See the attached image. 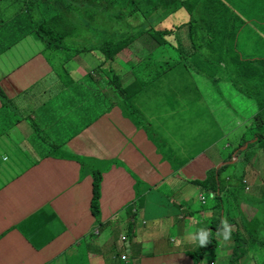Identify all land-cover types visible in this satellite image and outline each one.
<instances>
[{
  "label": "crops",
  "instance_id": "0c3cea01",
  "mask_svg": "<svg viewBox=\"0 0 264 264\" xmlns=\"http://www.w3.org/2000/svg\"><path fill=\"white\" fill-rule=\"evenodd\" d=\"M113 2L116 0H109L105 9H110ZM94 14L79 16L73 23L68 16L60 25L61 32L83 25L100 37L101 30H93L99 25L100 14ZM4 25L5 21L0 20V87L11 101L7 109L2 108L0 101V264H159L166 252L178 255L180 260L184 256L187 264H193V259L189 262L188 258L199 245L195 248L190 232L212 230L216 208L208 195L215 198L216 194L211 193L214 188L207 175L221 167L224 156L218 154V145L203 151V144L193 138V131L177 123L194 155L182 159V149L157 144L156 135L146 131L141 118L156 110V94L172 95L165 89H151L154 86L168 83L183 94H192L196 79L190 66L204 65L206 58L184 50L183 54L178 47L172 55L178 62L177 72L146 79L143 86L133 82L138 89L128 97L132 112L112 103L113 97L107 94L104 96L111 107L95 113L91 120L87 110L78 105L72 118L58 121L72 110L79 97L84 102V96L65 93L60 108L50 115L47 112L52 98L36 106L38 97H32L31 90L40 80L55 76L52 63L45 57V46L36 35L12 45L4 36ZM144 46L148 45L143 43L140 48ZM100 51L85 48L83 53L71 55L61 50L62 59H51L57 65L63 64L62 70L83 84L88 73L97 70L92 59L102 55ZM136 54L132 53L134 67L120 60L129 67L132 77L135 71H152L155 66L139 64ZM93 76L98 82L97 75ZM67 88L69 92L76 90L72 85ZM25 108H30L29 118L43 130L32 129L23 120L28 112L22 114L20 110ZM168 116L175 117L171 112ZM49 121L64 135L62 138L45 132ZM246 148L241 147L243 151ZM94 174L100 178L99 219L93 214ZM245 205L253 209L245 218L257 220L256 203ZM262 209L260 220L254 223L259 226L264 221ZM229 225L231 237L228 241L218 240L221 249L218 245L217 254L216 249L211 255L216 260L214 264H230L233 257L234 234L239 230L235 224ZM252 236L257 241H246L242 247L245 254L238 264L252 252L255 258L250 257V264L264 263L261 229L249 239Z\"/></svg>",
  "mask_w": 264,
  "mask_h": 264
},
{
  "label": "rangeland",
  "instance_id": "374dc122",
  "mask_svg": "<svg viewBox=\"0 0 264 264\" xmlns=\"http://www.w3.org/2000/svg\"><path fill=\"white\" fill-rule=\"evenodd\" d=\"M55 0H18L16 4L10 5L9 1L0 0V20L5 21L9 19L12 14L25 13L27 11L35 12V6L37 5H51ZM135 0H121L119 2H113L112 7L110 9H105L102 13L108 14H124L131 10L132 14L140 13L141 11H136V9H141V5L144 3L143 9H145V5H153L158 4V6L162 9V16L159 17L158 24L160 26L168 27L170 29H174L176 26L182 23H188L190 17L187 13V9L180 4V2H184V0H136L135 4H133ZM225 3H229V0H223ZM236 1V0H234ZM143 2V3H142ZM9 4V5H8ZM174 4V13H168L169 6ZM178 4V5H177ZM124 10H121V9ZM236 9L240 15L246 16L248 14V10L245 6L241 4H236ZM100 13V14H102ZM4 19V20H3ZM30 21V19H29ZM258 32L264 33V22L261 24L251 23L248 25L240 35L239 39V49L241 47V53L250 57H258L257 55L264 54V43H257V34ZM34 34H28L31 36ZM167 41V45L161 44H153L144 46L140 48L142 44H136L131 47L129 51L132 53H137L136 56L141 61L144 59L145 55H148L150 64L156 65L157 63H164L172 59V55L174 50L178 47L181 48V45L177 42L174 34L169 35L165 38ZM8 46V45H7ZM6 46V47H7ZM150 46L153 48L150 50ZM72 49V48H71ZM183 49V48H182ZM150 51V52H149ZM184 51L187 53L196 54L195 50L191 47H185ZM229 51V50H228ZM143 52V54H142ZM132 53L126 52L123 55V61L128 62L131 66L134 67V57H132ZM51 56H62L59 55L57 49H50L44 53ZM91 56L90 54L88 57ZM196 56V55H195ZM64 57V55H63ZM94 64L96 67V71H94L90 78H86L83 81V84L78 81H74L73 77L69 74H66L64 70L59 67V71L55 73L53 65L52 70L54 71L51 78L47 80H40L36 83L35 87L31 90V95L36 99L38 97V101L35 102L36 106H39L44 102L48 97L52 98V102L49 104L48 114L57 111L62 105L63 98H65L66 94L69 96H81L83 95L84 102H80V97L73 104V108L71 111L63 114L58 118V121L69 117L72 118V111L79 105V108L83 106L84 110L86 109L90 118L99 111H105L111 107L109 102L106 100V96L110 95L113 97L112 103L115 105H120L122 109H126L129 112H132V108L130 106L131 97L135 91H137V87L134 83L138 85H144L148 81L146 79L154 78L152 72H143V71H135L134 76H130L129 67L125 66L124 63H120L119 67L117 66V71L120 76H122V82H113L110 78L111 74L108 71L100 69V65L97 59H94ZM225 64H223L224 66ZM234 65H230L227 67L229 71L233 70ZM125 68V71L122 70ZM178 70V69H176ZM209 70L208 66L201 65L199 63H194L190 66L191 73L195 76V85L194 92L192 94H183L178 90H175L172 85L168 83H162V86H154L151 89H165L168 92H171L172 95H161L156 94V110L154 112H150L142 116L141 120H143L144 128L149 133H154L156 136L157 144L161 147L167 146L168 144L178 146L182 149V159L184 157H194L192 151L188 145L184 142L183 139V131L179 128L177 123H180L181 126H186L189 130H192L195 135L193 138H198L200 142H202L203 151L207 152L208 150L214 148L215 145H218V154L225 159V148L232 143L235 142L233 146L240 145L243 143L245 145V139H250L252 135H247L246 130L248 128L252 129L253 132L259 134L260 132L264 133L263 129H256L258 127V123L261 124L259 115L254 114V112L248 110V108L252 106H256V109L260 108V104L257 102H262L260 100L259 91L260 89L254 88V82L259 80V77L254 78L253 82H249L246 78H237L235 75H232L228 72L223 73L221 76V80L216 81L213 77H207L206 72ZM93 75H97L98 82L93 78ZM131 79H134L132 81ZM205 80V85H202V81ZM58 84H57V83ZM60 82V83H59ZM134 82V83H133ZM56 83V84H55ZM55 84V85H54ZM69 85L75 86L76 90L69 92ZM108 85V86H107ZM126 85H129V88L126 90ZM158 85V83H155ZM61 86V87H60ZM53 89V90H51ZM112 89L114 92H111ZM183 90H185L183 88ZM253 90L252 92H248ZM66 93V94H65ZM140 94V91H139ZM252 98V99H251ZM36 101V100H34ZM245 101L244 107L242 108V102ZM79 102V104H78ZM34 103V102H33ZM257 104V105H254ZM92 108V109H91ZM245 109V110H243ZM21 113L28 112V117L24 118L21 114L17 113L18 117H21L23 120L27 121V124L30 128L42 129L41 125L35 121L34 119H30L29 116H32L30 108H25L20 110ZM174 114V118L169 119V113ZM71 115V116H70ZM79 122L88 121L87 119H78ZM175 123V124H174ZM74 124V123H73ZM139 128L142 127L138 126ZM255 127V129H253ZM43 130V129H42ZM45 132L64 136L59 129L52 126V123L49 121L45 126ZM251 131V132H252ZM43 138V137H42ZM239 147L241 149V147ZM129 147V146H127ZM126 147V148H127ZM162 156L165 153H162L161 149H158ZM248 157L242 159V161L236 160L234 164L233 175L240 176L241 171L236 170H244V165L249 166V169L253 168L255 172L258 173L256 178H250V174L247 172L243 179V185L249 188V192L247 196L240 201V206L244 211L245 215H248L251 211H253L252 207L249 203H254L261 195L264 194V146L263 144H258L253 146L251 150L247 153ZM216 158L219 156L216 155ZM223 162V161H222ZM106 163V162H105ZM215 171V170H214ZM221 178L220 186L222 187L224 193L222 194V210L220 208L214 209L216 212L214 217L216 220L222 222L223 219L228 220L227 212L228 209L232 210V217H240V211L237 208L238 201L233 197V189L231 191L228 181L225 180L226 177H229V172L225 173V175ZM218 179V177H217ZM207 180L209 185L213 184V188H216L215 184V176H211L210 173L207 175ZM230 189V191L227 190ZM263 192V193H262ZM209 201L214 202L213 207L216 206L215 198L211 195H208ZM237 202V204L235 203ZM228 210V211H227ZM219 211L222 212V217L219 215ZM226 214V216L224 214ZM262 226L259 224H254L250 229H246L242 224L241 220L237 221L236 227L239 230L238 233H235L241 240L247 241L254 244L257 239L252 238L249 239L250 235L257 234V230L260 228L262 234L264 235V221H260ZM191 234L194 232H190ZM217 237V235H216ZM190 238V236H189ZM218 240L224 241L221 237H217ZM199 245L198 242H195V248ZM193 247V243L190 244V249ZM218 249H221V245H219ZM216 250V254L217 251ZM69 252V250L67 251ZM194 252V251H193ZM166 258L161 261L159 264H186L188 260L181 256V260L178 255L170 254L169 252L165 253ZM213 255H215L213 253ZM246 257L242 264H250L251 259L255 258V253L252 252ZM214 257V256H212ZM189 262L191 257L188 258ZM193 259V258H192ZM193 259V264H194ZM202 264H208L206 259H202Z\"/></svg>",
  "mask_w": 264,
  "mask_h": 264
},
{
  "label": "trees",
  "instance_id": "16d2710c",
  "mask_svg": "<svg viewBox=\"0 0 264 264\" xmlns=\"http://www.w3.org/2000/svg\"><path fill=\"white\" fill-rule=\"evenodd\" d=\"M10 5L16 4L18 0H6ZM109 0H55L51 5H37L35 6V12L27 11L25 13H18L16 16L11 15L9 19L5 20V25L2 31L8 41H12V45L22 41L28 34L36 35L39 38L45 50L57 49L59 55L61 50L70 52L71 55H77L83 53V49L92 48L101 50V54L96 58L100 69L108 71L111 74V80L113 82H122V76L117 71L120 60L123 58L124 53L135 46L136 44L145 43L146 45H167L166 37L174 34L177 42L181 45L180 51L184 54V48H193L196 52V57H204L206 61L204 65L208 66L209 70L206 75H212L216 81L219 80L220 75L228 72L235 75L237 78H246L249 82H253L254 78L259 77V80L254 82V88L260 89L259 96L262 102L260 108L255 110L256 106L249 107L248 110L259 115L258 118L261 124L258 123V129L264 128V54L257 55L258 57H250L241 53V47L239 49V39L241 32L251 23L261 24L264 22V0H229V3H225L223 0H184L180 2L182 6L187 9V13L190 17L188 23H182L176 26L174 29L160 26L158 24L159 17L162 16V9L158 4L141 5L140 13L132 14L131 10L124 14H105L102 13L106 8V4ZM117 2L121 0H116ZM136 0L133 2L135 4ZM8 4V5H9ZM236 4L245 6L248 10L246 16L240 15L236 9ZM178 5V4H177ZM174 4L169 6L168 13H174ZM121 10H124L123 8ZM95 13L99 20V25L94 26L93 30L100 29L101 35L97 37L95 32L92 34L85 30L83 25L74 27L75 29H67L62 33L60 25L65 22L66 18L71 17V22H75L79 16H89V14ZM93 15V14H92ZM115 18V19H114ZM30 19V21H29ZM109 19H114L108 23ZM63 24V23H62ZM87 36L90 38L88 39ZM11 38V39H10ZM257 43H264V33L258 32ZM73 41L77 44H74ZM89 44V45H88ZM72 48V49H71ZM183 48V49H182ZM229 50V51H228ZM143 54V53H142ZM47 58L51 61L55 73L59 71L58 65L51 59V55L46 54ZM62 59V56H57ZM102 57L103 60H100ZM144 59L139 61V64H150L148 55L143 57ZM223 64H225L223 66ZM95 65V64H94ZM234 65L233 70L229 71L228 66ZM63 64L60 65L62 69ZM178 62L173 59L164 63H157L152 71L142 70L143 72H152L154 78L159 79L165 76L168 72H177ZM125 71V68H122ZM53 71V72H54ZM190 73V72H189ZM108 86V85H107ZM250 90L248 92H252ZM27 98V97H26ZM29 99V98H27ZM64 99V98H63ZM252 99V98H251ZM0 101L2 102L3 109L9 107L10 99L2 91L0 87ZM245 101L242 102V108ZM257 105V104H254ZM132 108V107H131ZM245 110V109H243ZM141 126V125H140ZM255 129V127H253ZM252 129L248 128L246 134L252 135L248 140L245 139V145L247 148L245 151L240 149V145H230L225 148L227 157L224 159L221 167L218 170L211 171L210 175L215 176L216 188L211 193L216 194L215 204L213 208H220L222 210V194L225 190L219 187L222 176L229 171L228 185L230 189H233V197L238 201H235L237 208L240 211L241 224L250 229L257 220H260V210L264 206V194L260 196L254 203L258 213L257 220L245 218L244 211L240 206L249 188L243 185L244 175L248 172L250 178H256L258 173L253 168L249 169L247 165H244V170L241 171L240 176L233 175L235 159L238 157L239 161L248 157L247 153L253 148L256 143L263 144L264 146V133L260 132L256 134L251 132ZM245 154V156L243 155ZM243 162V161H242ZM94 174V196L92 199L93 214L99 219L100 216V178ZM218 177V179H217ZM214 186L213 184L211 185ZM227 188L228 191H230ZM231 189V191H232ZM264 192V191H263ZM262 192V193H263ZM205 199V197H204ZM229 210V211H228ZM227 211V217L229 223L237 224L240 217H232V210L229 208ZM264 215V209L261 210ZM224 214V213H223ZM219 215L222 217V212L219 211ZM226 216V214H224ZM264 220V217H263ZM221 221H213L210 243L206 247H198L194 252H191V258L194 259V264H202V259H206L208 264H214L215 258H212V254L218 247V238L216 232L221 228ZM262 226V224H261ZM263 235V234H262ZM264 237V235H263ZM252 238H256L252 236ZM234 254L231 258L230 264H238L246 249L242 247L246 246V241L241 240L236 234H234ZM258 248V247H255ZM264 264V263H263Z\"/></svg>",
  "mask_w": 264,
  "mask_h": 264
},
{
  "label": "clouds",
  "instance_id": "9594fccd",
  "mask_svg": "<svg viewBox=\"0 0 264 264\" xmlns=\"http://www.w3.org/2000/svg\"><path fill=\"white\" fill-rule=\"evenodd\" d=\"M91 74V72L88 73V78H90ZM221 225L222 226L220 229L217 230L216 235L217 237L222 236L224 241H228L231 237L232 227L229 225L227 219L222 220ZM210 236V230L206 228H201L197 232L190 234V239L194 243L198 242L200 247H206L210 243Z\"/></svg>",
  "mask_w": 264,
  "mask_h": 264
},
{
  "label": "flooded vegetation",
  "instance_id": "af4514ba",
  "mask_svg": "<svg viewBox=\"0 0 264 264\" xmlns=\"http://www.w3.org/2000/svg\"><path fill=\"white\" fill-rule=\"evenodd\" d=\"M256 129H258V127H256Z\"/></svg>",
  "mask_w": 264,
  "mask_h": 264
}]
</instances>
